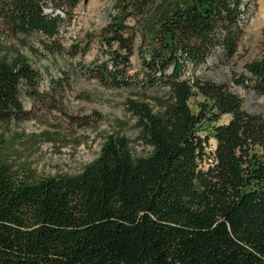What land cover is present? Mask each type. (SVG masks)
Returning <instances> with one entry per match:
<instances>
[{"label": "trees", "instance_id": "1", "mask_svg": "<svg viewBox=\"0 0 264 264\" xmlns=\"http://www.w3.org/2000/svg\"><path fill=\"white\" fill-rule=\"evenodd\" d=\"M82 1L0 0V28L54 37L55 11L72 18ZM117 2L99 33L107 57L86 72L109 87L165 88L156 108L125 102L147 152L115 131L78 173L35 177L0 149V264H264V114L197 72L211 55L237 54L253 0ZM244 72L234 83L264 94V47ZM41 81L23 54L0 59V123L32 117L21 97L35 105Z\"/></svg>", "mask_w": 264, "mask_h": 264}, {"label": "rangeland", "instance_id": "2", "mask_svg": "<svg viewBox=\"0 0 264 264\" xmlns=\"http://www.w3.org/2000/svg\"><path fill=\"white\" fill-rule=\"evenodd\" d=\"M253 2L244 16L237 54L229 61H218L211 55L197 72L228 84L242 97L245 110L264 114V94L234 83V78L245 73L244 63L257 58L264 47V0ZM117 7V0H85L69 19L63 9H57L63 20L54 37L36 32L13 35L0 28V59L23 54L42 76L40 100L32 105L26 96L21 97L32 117L0 123V149L14 169L29 168L35 177L78 173L97 156L104 136L115 131L132 140L135 155L147 152L137 139L134 119L125 102L145 100L156 108L153 97L162 95L165 88L142 85L139 78L126 87H109L86 72L87 65L101 63L107 57L99 33ZM46 10H52L51 4ZM127 23L132 24V20ZM139 44L136 40L128 67V74L135 78L140 67ZM118 120L123 124L118 125ZM227 120L228 116H223L219 122ZM214 147L215 140L210 138L207 148L211 152Z\"/></svg>", "mask_w": 264, "mask_h": 264}]
</instances>
